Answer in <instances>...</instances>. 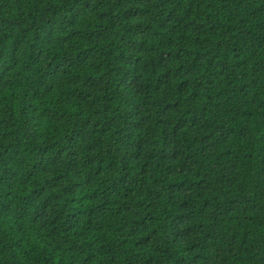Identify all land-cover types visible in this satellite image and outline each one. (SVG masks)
<instances>
[{
    "label": "trees",
    "instance_id": "1",
    "mask_svg": "<svg viewBox=\"0 0 264 264\" xmlns=\"http://www.w3.org/2000/svg\"><path fill=\"white\" fill-rule=\"evenodd\" d=\"M0 264H264V0H0Z\"/></svg>",
    "mask_w": 264,
    "mask_h": 264
}]
</instances>
